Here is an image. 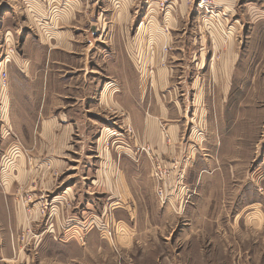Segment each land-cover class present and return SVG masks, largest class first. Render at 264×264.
<instances>
[{
  "label": "rangeland",
  "instance_id": "374dc122",
  "mask_svg": "<svg viewBox=\"0 0 264 264\" xmlns=\"http://www.w3.org/2000/svg\"><path fill=\"white\" fill-rule=\"evenodd\" d=\"M114 1L0 0V65L4 64L0 70V140L9 144L1 153L4 163L1 173L10 165H17L27 153L21 137L12 132L6 118L5 97L10 83L16 88L18 83H52L55 89L47 86V94H52L54 114L70 112L71 82L78 79L79 92H83L86 83L107 82L100 58L108 41L113 39L104 37L101 42L98 36L91 37L95 31H83L80 46L86 48V41L95 40L97 45L90 48L89 55L79 58L71 55V3L77 2L80 18L89 15L91 23L82 27L87 30L86 27H99L98 23L94 25L95 18H101L100 25L113 26L112 16L117 15L112 8L117 4ZM118 4L125 5L129 17V33L126 42L121 41L126 47L127 67L122 79L125 83L133 82L129 68L142 66V72H136L135 83L140 77L143 102L144 91H149L152 83L163 81L170 85L164 95L171 97L167 100L171 101L175 120L159 122L170 150L154 152L145 137L131 134L123 116L109 112L110 130L99 146L96 144L99 132L95 130L88 136H76L77 144L72 148H81L80 160L75 149L67 154L62 172L45 163V169L38 173L36 180L54 181L55 190L51 193L44 190L34 200L30 193L32 184L17 186L16 203L26 210L38 204L46 231L53 232L57 226L63 236L72 230L76 254L80 256L87 251L86 259L72 262L65 255L74 256L73 249H57L61 251L59 264H125L121 260L125 251L118 245L130 246L127 253L133 264H264V229L256 231L248 226L251 214L264 213V0H119ZM149 9L158 34L155 41L158 49L153 52L147 48L150 38L145 16ZM166 20L173 22L169 25ZM142 22L145 27L136 41L132 31ZM61 30L67 34L57 40L53 32ZM135 41L140 57L133 53ZM94 54L96 63L92 60ZM94 68L98 70L93 71ZM158 69L164 70L161 81L158 74L156 78ZM109 81L113 84L111 88L116 87L115 80ZM86 105L84 100L81 111ZM142 107L141 112L147 114L148 105ZM82 117L85 122V115ZM171 122L177 125L172 138L168 136ZM219 122L221 138L216 135ZM226 138L224 145L221 141ZM101 149L110 154L105 169L110 178L122 174L126 167L131 170L130 175L138 178L137 206H141L138 209L143 215L142 231L131 232L115 215L116 205L124 203L119 185L111 184L104 195L87 192L90 180L82 177L89 171L92 178L94 174L90 173L96 169ZM215 177L232 180L221 186ZM72 195L74 202L77 197L80 201L93 200L106 212L99 211L80 220L64 215L61 210L54 211L59 206L53 205L56 202L60 207L61 204L71 207L68 198ZM55 219H59L56 226ZM26 224L30 225V221ZM150 224H156L154 229ZM27 234L28 230L19 236L17 258L18 253L29 255L24 242ZM90 242L93 253H89ZM118 249L124 252L119 254ZM30 253L38 255L37 249H31Z\"/></svg>",
  "mask_w": 264,
  "mask_h": 264
},
{
  "label": "crops",
  "instance_id": "0c3cea01",
  "mask_svg": "<svg viewBox=\"0 0 264 264\" xmlns=\"http://www.w3.org/2000/svg\"><path fill=\"white\" fill-rule=\"evenodd\" d=\"M114 3L117 4H113L112 8L117 10V15L112 16L113 26L108 27L103 23L100 25L101 18H95L96 20L94 21V25L98 23L99 27L92 25L93 27H86L85 29L87 30H83L82 27L87 23H91L89 15L85 18H80L78 15L77 2L71 3L73 4L71 5L69 15L71 24V41L69 43V49L71 55H75L76 58H79L84 54L89 55L88 52L90 53V48L97 45L98 40L86 41V48H82L80 46L82 41L79 37H83V31L85 33H88V30L92 33L95 31V35H91V37L96 38V36H98L99 39H101V42H104L103 39L109 36H112L113 39L108 41V47H104L105 54L102 58H100L101 67L103 71L107 73V82H104L102 85H99V83H86L82 86L83 92H79V83L77 78L75 79V82H71L69 91L72 109H70V112L61 111L54 114L55 111L51 109L54 101L52 100V94H47V86L50 90L55 89V85L52 86V83H49V85L47 83H18L17 88L16 86H13L12 83L9 85L10 88L7 90V96L5 97L7 104L6 118L12 132L21 137L22 147L25 151H27V153L16 162L17 165H10L9 168L3 170L2 173L0 171V264H17L15 258L18 259V261L20 260L21 264H59L58 262L60 261V256H58V254L61 253V251L57 249L62 248L73 249L75 252L74 256H71L70 254L65 255L66 260L68 261L74 262V260L77 259L87 258V251H82L85 256L83 254L80 256L76 254L77 246H75L76 241L73 237L74 232L72 230L66 231L62 236V233L56 226L59 219H55L56 227L53 232L46 231L47 225L45 224L44 219L40 217L41 215L37 210L38 204H34L29 208V210H26V208H23L16 203L14 194L17 186L24 187L30 186L31 184L32 190L30 193L34 200H37L39 193L44 190H47L48 193L55 190L56 188L52 185L54 181L50 179L46 182L39 183L36 180L38 173L42 172L41 169H45L46 164H49V166L54 170L57 169L62 172L63 166L67 163V154L74 152L72 150L75 149V153L80 160L82 157L80 155L82 151L81 148H72L75 144H77L74 143V137L76 136H88L90 131L95 130V132H99L100 138H98L96 143L99 146V142L103 140L104 135L107 133L106 131L110 130L109 121L107 120L109 119V112L112 115L115 114L116 117L123 116L124 124L132 130L131 134L137 137H145L150 142L154 152L170 150L163 140L164 135L159 126V122H161V120H175V116L172 113L173 109L170 107L171 101L167 100V98L171 97L164 95L167 93L166 91L170 85L169 83H163V81H161L164 77V70L158 69L156 71V78L158 74L159 81L161 82L152 83L149 91H144L145 95L143 102V93L141 82L139 80L140 77L137 80L138 83H135V78H137L136 72L138 71L141 73L142 66L137 69L135 67H133V69L131 67L129 68V70L133 72V82L130 81V83H125V79H122L125 76L127 67L125 63L126 47L121 41L126 42V34L129 33V28L127 27L129 24V17L127 16V9L125 5L122 6V4H118L119 0L114 1ZM183 8L184 7H182L181 10ZM145 18L148 20L146 22V26H149L146 27V32L150 38L147 48H150L149 51L153 52L155 49H158V45L155 43L158 39H156L158 34H156L157 31L155 29V25H153L156 24V21L154 16L150 15V9L147 11ZM53 19L57 20L58 18L53 16ZM166 22L170 25L173 21L171 22L170 20H166ZM144 27L145 22H142L135 28V30L133 29L134 32L132 31V33H134V39L140 36ZM53 33L58 36L57 40H62V38H64L67 34L66 31L62 30ZM56 36H54V38ZM136 41L133 43V46H135L133 53L134 55L140 57V53L136 47L138 46ZM136 49L137 53H135ZM96 55L95 57H92L93 61L95 60ZM94 62L96 63V61ZM95 63L91 64L95 66ZM71 66L74 67L72 60ZM76 66L77 63L75 67ZM2 68L4 69V64L0 65V70ZM75 69L78 72V68ZM94 69L95 70L93 71L98 70L96 68ZM146 69L147 67L144 68V70ZM109 78L115 80L114 85L116 87H110V85L113 84H111L112 82L109 81ZM10 93L12 95H10ZM84 100L87 101V105L85 109L81 111L80 108ZM143 104L148 105L147 114H143V112H141ZM83 114L85 115V122L83 121ZM96 123H98L97 127L95 125ZM84 124L85 128H82ZM176 128L177 125L171 122L169 124L168 136L170 135L172 138L176 132ZM221 129V122H219L218 127L216 128V135L219 136V138H221ZM112 131L117 132L115 129ZM226 135L227 134H225V136ZM230 135H232V133H230ZM220 140L221 139H219L220 146L222 143L225 145L228 141L227 138L225 141H221L222 143ZM213 141L215 142V139ZM8 145L7 140H0V169L1 164L2 166L4 165V163H2L1 153L4 149L8 148ZM86 156L88 155L86 154L85 158ZM109 156V152L107 153L105 149H101V155H98L99 159L94 166L96 169L93 170V173H90L91 175H95L96 172V176L94 177L93 175L91 178V176H89V171L85 172V176L82 178L90 180L89 184L87 182V192H89V194L96 192V194L100 193L101 195H104V191L111 189V184L119 185V190L121 189L123 191L124 203H118L116 205L115 215L120 219L119 222L127 226L131 232L142 231L140 223L142 222L143 215L140 214L138 209V207L141 208V206H137V200H139L137 193L138 178L128 173V170H130L129 167H126L125 171L121 172L122 174H118L115 177L110 178L105 171V169L109 166ZM85 160L89 161V159ZM31 164L32 167H29ZM48 175L50 176V173H48ZM215 180L216 183L222 186L223 184H229L232 179L230 177H215ZM262 192L264 193V188H262ZM66 194L68 195L67 192ZM223 194H226V192L223 191ZM58 199H60V196H58ZM68 199L72 203L71 207H63L62 204L60 207V203L56 204L58 203L56 202L53 205L59 206H55L54 211L61 210L64 215L77 217L80 220H86L89 216H93L96 213L98 214L99 211L100 213L104 211L103 214L106 212V208H101L100 203L89 200L88 198V201H80L77 197L76 202H74L72 199L75 198L72 195V197ZM198 200H201V198ZM133 211L137 216H134ZM250 219L251 223L248 226L251 229L256 231H262L264 229L263 212L256 213L255 216L251 214ZM27 220L30 221V225L26 224ZM151 221H153V219ZM155 225L156 224H150L149 227L154 229ZM26 230H28V236L27 238L25 237L24 242L27 244V248L25 250L28 251L29 255L23 253L21 256V254L18 253L19 256L17 258V253L15 256V249L20 248L19 236ZM234 230H236V228H234ZM32 235L36 236V238H32ZM137 239L141 240V237H137ZM129 244L130 241L128 245ZM118 246L125 251V255L123 259H121L122 262L125 264H133L132 259H130L127 253V248L130 246ZM90 248L91 251L89 253H93V245L91 242ZM31 249H37L38 255H33L34 257L31 256ZM118 251L119 254L124 252L119 249ZM64 253H67V251ZM125 258L129 259L125 260Z\"/></svg>",
  "mask_w": 264,
  "mask_h": 264
},
{
  "label": "built area",
  "instance_id": "2783aa9c",
  "mask_svg": "<svg viewBox=\"0 0 264 264\" xmlns=\"http://www.w3.org/2000/svg\"><path fill=\"white\" fill-rule=\"evenodd\" d=\"M126 264H132V263H126Z\"/></svg>",
  "mask_w": 264,
  "mask_h": 264
}]
</instances>
